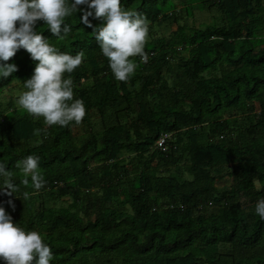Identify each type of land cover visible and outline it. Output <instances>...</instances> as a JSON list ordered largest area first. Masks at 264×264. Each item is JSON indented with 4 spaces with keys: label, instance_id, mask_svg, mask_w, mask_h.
Wrapping results in <instances>:
<instances>
[{
    "label": "trees",
    "instance_id": "trees-1",
    "mask_svg": "<svg viewBox=\"0 0 264 264\" xmlns=\"http://www.w3.org/2000/svg\"><path fill=\"white\" fill-rule=\"evenodd\" d=\"M121 2L151 21L149 59L133 57L127 81L115 78L82 12L67 18L63 39L36 25L61 50L85 52L71 75L87 114L47 125L6 101L0 160L18 189L0 191V204L14 222L46 233L51 264H264L255 211L264 197V0ZM198 3L212 21L180 23ZM3 62L18 67L0 92L38 63L23 47ZM164 133V149L155 148ZM29 154L40 156L47 180L39 190L16 166Z\"/></svg>",
    "mask_w": 264,
    "mask_h": 264
},
{
    "label": "clouds",
    "instance_id": "clouds-1",
    "mask_svg": "<svg viewBox=\"0 0 264 264\" xmlns=\"http://www.w3.org/2000/svg\"><path fill=\"white\" fill-rule=\"evenodd\" d=\"M86 5L85 8H79ZM82 12L83 23L93 27V33L116 79L127 81L136 72L139 56L149 59L145 44L150 34L151 21L146 14L126 8L121 0H0V79L17 69L15 63H4L21 47L37 60L33 74L23 81L24 90L18 96L19 105L34 118L43 117L47 125L70 126L80 123L87 114L85 101L75 96L71 73L84 61L83 50L75 54L63 51L44 36L36 25H43L51 33L65 38L72 25L67 18ZM100 18L92 25L88 18ZM17 22L18 26H17ZM43 130L35 129L36 134ZM23 174V183L41 189L46 183L41 170L40 156L29 154L16 162ZM14 172L0 160V191L16 194L18 185ZM25 198L30 193H23ZM8 203L14 207L13 201ZM255 211L264 218V197L256 202ZM54 251L46 233L29 229L13 221L12 215L0 204V259L6 264H51Z\"/></svg>",
    "mask_w": 264,
    "mask_h": 264
},
{
    "label": "rangeland",
    "instance_id": "rangeland-1",
    "mask_svg": "<svg viewBox=\"0 0 264 264\" xmlns=\"http://www.w3.org/2000/svg\"><path fill=\"white\" fill-rule=\"evenodd\" d=\"M201 8V3L195 4V7L193 9V14L190 17H186L185 19H181L180 23H186L189 26H202L206 23H209L212 21L214 11L213 10H208L206 8L200 9ZM162 28V27H161ZM159 31L158 33H161L163 31V28ZM167 31V32H166ZM163 33H168L169 28L166 29ZM24 90V86L20 81H13L6 87H4L1 92H0V108H3L5 106L6 101L12 100L16 106H20L18 103V96L20 93ZM93 119V118H92ZM97 127V125H95ZM75 135L82 136L80 128H76L74 130ZM229 179H227L228 181ZM222 180L218 181V185H221ZM227 183V182H226Z\"/></svg>",
    "mask_w": 264,
    "mask_h": 264
},
{
    "label": "built area",
    "instance_id": "built-area-1",
    "mask_svg": "<svg viewBox=\"0 0 264 264\" xmlns=\"http://www.w3.org/2000/svg\"><path fill=\"white\" fill-rule=\"evenodd\" d=\"M169 135L167 133H164L162 134L156 141H155V144H154V147L155 148H162L164 149V143L166 141V138L168 137Z\"/></svg>",
    "mask_w": 264,
    "mask_h": 264
}]
</instances>
